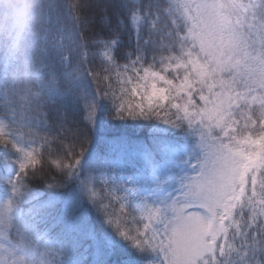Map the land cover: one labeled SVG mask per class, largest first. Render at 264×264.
<instances>
[{"label":"snow or ice","instance_id":"obj_1","mask_svg":"<svg viewBox=\"0 0 264 264\" xmlns=\"http://www.w3.org/2000/svg\"><path fill=\"white\" fill-rule=\"evenodd\" d=\"M35 16L0 58V264H264V0Z\"/></svg>","mask_w":264,"mask_h":264},{"label":"trees","instance_id":"obj_2","mask_svg":"<svg viewBox=\"0 0 264 264\" xmlns=\"http://www.w3.org/2000/svg\"><path fill=\"white\" fill-rule=\"evenodd\" d=\"M44 2L45 0H4L3 3H0V58L7 57L12 38L21 29L25 19L31 16L29 23L32 26L35 25V13L38 10V6ZM96 38L98 39L99 36ZM15 59H13V63H15ZM115 86L119 87V85ZM123 130L117 129V131ZM4 131L7 132L8 129H4ZM37 147H40L39 142ZM44 173H48L47 168L44 169ZM48 175L51 176L53 173H48ZM56 178H60L58 174ZM2 190L3 186L0 185V192Z\"/></svg>","mask_w":264,"mask_h":264},{"label":"clouds","instance_id":"obj_3","mask_svg":"<svg viewBox=\"0 0 264 264\" xmlns=\"http://www.w3.org/2000/svg\"><path fill=\"white\" fill-rule=\"evenodd\" d=\"M4 2V0H0V3H3Z\"/></svg>","mask_w":264,"mask_h":264},{"label":"rangeland","instance_id":"obj_4","mask_svg":"<svg viewBox=\"0 0 264 264\" xmlns=\"http://www.w3.org/2000/svg\"><path fill=\"white\" fill-rule=\"evenodd\" d=\"M5 129H7V128H5Z\"/></svg>","mask_w":264,"mask_h":264}]
</instances>
